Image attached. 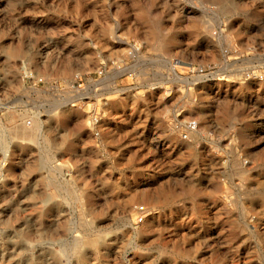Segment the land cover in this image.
<instances>
[{"label":"rangeland","instance_id":"1","mask_svg":"<svg viewBox=\"0 0 264 264\" xmlns=\"http://www.w3.org/2000/svg\"><path fill=\"white\" fill-rule=\"evenodd\" d=\"M0 264H264V0H0Z\"/></svg>","mask_w":264,"mask_h":264},{"label":"bare ground","instance_id":"2","mask_svg":"<svg viewBox=\"0 0 264 264\" xmlns=\"http://www.w3.org/2000/svg\"><path fill=\"white\" fill-rule=\"evenodd\" d=\"M32 127V126H31ZM28 128L27 126L26 127H23L22 129H21V132H22V135L24 136V137H28V138H30V140H31V137H33V136H35V133H38V131H39V129H41L40 128V124L39 123H37L34 127H32V128ZM195 130V129H194ZM20 132V131H19ZM34 139V138H33ZM48 153V152H47ZM50 156V155H49ZM66 196V195H65ZM142 199V198H141ZM145 199H146V197H145ZM149 220V219H148ZM148 220H145V221H148ZM145 225V224H144ZM136 226H134V227H132V234H134L136 237H138V236H141V235H143L144 234V232H146V231H143V230H141V229H143V228H141V229H139V228H135ZM145 228H147V227H145ZM131 232H130V234H131ZM150 232V231H149ZM87 235V234H86ZM89 235V234H88ZM94 235V234H93ZM85 236V235H84ZM86 237V236H85ZM90 237V236H89ZM79 238V237H78ZM88 238V237H87ZM80 240V239H79ZM78 242V241H77ZM79 244V243H78ZM77 244V245H78ZM87 244V243H86ZM91 245V244H90ZM85 246V245H84ZM83 246V247H84ZM92 247V246H91ZM96 247H98V246H96ZM95 248V247H94Z\"/></svg>","mask_w":264,"mask_h":264},{"label":"built area","instance_id":"3","mask_svg":"<svg viewBox=\"0 0 264 264\" xmlns=\"http://www.w3.org/2000/svg\"><path fill=\"white\" fill-rule=\"evenodd\" d=\"M195 126H197L196 122L192 123L189 127L193 129L195 128ZM146 217H147L146 208L144 206L139 207L138 214H137V222L142 223L146 219Z\"/></svg>","mask_w":264,"mask_h":264}]
</instances>
